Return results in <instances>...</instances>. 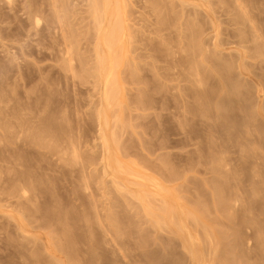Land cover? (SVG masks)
I'll use <instances>...</instances> for the list:
<instances>
[{
  "label": "rangeland",
  "instance_id": "374dc122",
  "mask_svg": "<svg viewBox=\"0 0 264 264\" xmlns=\"http://www.w3.org/2000/svg\"><path fill=\"white\" fill-rule=\"evenodd\" d=\"M50 1L0 0V117L5 120L0 118V133L7 122L3 107L19 109L10 119V130L18 133H4L5 140L0 139V146L5 145L0 147V179L8 182L0 180V189L5 188L0 190V264H73L71 253L77 252L99 264H112L115 258L122 264H264V0H197L198 7L196 0H119L113 7L120 15L126 12L119 19L128 29L117 43L123 49L117 53L115 48L114 59L121 63H115L112 80L114 92L119 90L107 111L101 107L103 79L95 69L98 26L92 0H59L63 24L52 17ZM238 3L253 21L243 19ZM32 5L43 13L29 14ZM32 17L39 18L38 27ZM251 22L261 39L254 38ZM66 45L75 73L65 66ZM196 71L198 79H206L203 85L197 83ZM202 89L208 93L201 105L207 115L198 119L188 111L202 108L191 97ZM99 110L107 112L104 131L114 152H109V165L102 157L107 154L101 145ZM21 121L25 127L20 129ZM3 156L9 161H1ZM13 174L31 181L24 185L28 195L20 192L24 183L16 180V187L12 185ZM1 183L11 184L10 192ZM170 215L185 222L179 223L185 231L172 224L178 221ZM179 232L193 234L190 238L199 242L191 243ZM68 242L75 246L68 247Z\"/></svg>",
  "mask_w": 264,
  "mask_h": 264
},
{
  "label": "bare ground",
  "instance_id": "6f19581e",
  "mask_svg": "<svg viewBox=\"0 0 264 264\" xmlns=\"http://www.w3.org/2000/svg\"><path fill=\"white\" fill-rule=\"evenodd\" d=\"M17 1V0H16ZM34 1V0H33ZM47 1V0H46ZM86 1V0H85ZM100 1H102L101 3H100ZM119 0H92V3H93V5H92V7L91 8H93V10H94V12L96 13V23L97 24H95V25H97L98 26V30H96V31H98V38H96V46H95V48H96V56L98 57L97 58V60H96V62H98L97 64H96V66L98 65V67H96L95 69L97 70V73H98V75L103 79V81H102V87H101V107H103V110H105L106 108L108 109V107L109 106H111V104H113V101L115 100V97H116V95H115V92H117L118 90H115V92H114V87H113V83H114V81L112 80V78H113V75H114V72L115 71H117V70H115V67H117L116 66V64L115 63H117L118 62V60L120 61V59H118L117 58V56H118V50H119V48H121L120 46L122 45L121 44V42H120V45H119V48H118V45H117V43H119V41H121L124 37L123 36H125L126 37V33L124 32V31H126L127 29H128V26L126 27V25L123 23V24H121L120 23V16H121V20H122V16H123V14L125 13L126 14V12L124 11L123 12V14L122 15H120V13H121V11H120V13H119V10L117 9V6L115 5V7H113V5L115 4V3H117ZM121 1V0H120ZM120 1H119V3H120ZM221 1V0H220ZM235 1V0H234ZM7 2L8 3H12V0H7ZM48 2H49V0H48ZM60 1L59 0H51L50 1V3H47V5L49 6H51V8H52V11L51 12H53V14H52V17L54 16L55 17V19L54 20H57V23H61V24H63V22H65V20H64V16H62V14H65L64 13V11H63V8H64V6L62 7V5L59 3ZM122 3H124L125 1L123 0V1H121ZM190 2V1H189ZM188 2V3H189ZM195 2L197 3L198 1L196 0V1H193V3H194V5H195ZM237 2H239V1H237ZM249 2V1H248ZM42 3V2H41ZM90 3V2H89ZM119 3H117V4H119ZM185 3H187V2H185ZM193 3H189V4H193ZM44 4H46V3H44ZM188 4V5H189ZM199 4H200V2H199ZM201 4H202V2H201ZM28 5V4H27ZM34 5V4H33ZM33 5L30 7V9L33 7ZM47 5H45L44 7H46ZM203 5V4H202ZM208 5V4H207ZM212 5V4H211ZM232 5V4H231ZM62 8H61V7ZM120 6H121V8L123 7L121 4H120ZM119 6V7H120ZM195 6H197L198 7V5H195ZM204 6V5H203ZM238 9H239V11L241 10V12H242V16H244L245 18H243V19H246V20H249V21H253V19L251 20V15L246 11V8H243L242 6H241V4H239L238 3ZM40 7H42V6H40ZM43 7V8H44ZM118 7V8H119ZM205 7V6H204ZM210 7V6H209ZM234 7V6H233ZM28 8V7H27ZM51 8H48L47 7V11H49V13H51L50 12V9ZM235 8V7H234ZM49 9V10H48ZM125 9V8H124ZM196 9V8H195ZM256 9V8H255ZM29 10V9H28ZM41 8H36V7H33V9L32 10H30L29 11V14H33L34 16L37 14V13H40L41 12ZM65 10V9H64ZM44 11V10H43ZM43 11L41 12V14L43 13ZM68 11V10H67ZM66 11V12H67ZM212 12V11H211ZM184 13V12H183ZM239 13V12H238ZM10 14V13H9ZM27 15H28V12L26 13ZM37 15H39V14H37ZM50 16V18H51V15H49ZM190 16V15H189ZM240 16V15H239ZM241 16V17H242ZM53 17V18H54ZM67 17V16H66ZM65 17V18H66ZM94 17V18H95ZM123 17H125V15L123 16ZM167 17V16H166ZM261 17V16H260ZM32 18H34V17H32ZM52 18V19H53ZM203 18V17H202ZM239 18V17H238ZM253 18V17H252ZM10 19V18H9ZM29 19H30V17H29ZM35 19V22H34V24H35V27H38L39 25H40V20H39V18H34ZM41 19V18H40ZM43 19V18H42ZM52 19H50V20H52ZM54 20H52V22L54 21ZM64 20V21H63ZM171 20V19H170ZM169 20V21H170ZM42 21V20H41ZM95 21V20H94ZM236 21V20H235ZM249 21H247V22H249ZM49 22V21H48ZM92 22V21H91ZM123 22V21H122ZM206 22V21H205ZM50 23H51V21H50ZM54 23H55V21H54ZM95 23V22H94ZM243 23V22H242ZM250 23V22H249ZM253 22H251V30H252V32H254V33H256V34H254L253 33V36H254V38L257 40V39H261L262 37H260L259 35L260 34H257V29H256V27L257 26H255L254 24H252ZM22 24V23H21ZM66 24V23H65ZM238 24H239V22H238ZM53 25V23H51V26ZM54 25H56V24H54ZM124 25H125V27H126V29L124 28ZM172 25V24H171ZM210 25V24H209ZM197 27V26H196ZM200 27V26H199ZM49 28H50V26H49ZM124 28V29H123ZM258 28V27H257ZM30 29V28H29ZM72 29V28H71ZM93 29V28H92ZM130 29V28H129ZM165 29H166V27H165ZM28 30V29H27ZM51 30V29H50ZM59 30V29H58ZM124 30V31H123ZM38 31V30H37ZM65 31V30H64ZM64 31L62 32L63 33V36L65 37L66 35V33H64ZM92 31V30H91ZM221 31V30H220ZM128 33V32H127ZM221 33V32H220ZM44 34V33H43ZM41 35V34H40ZM95 35V34H94ZM128 35V34H127ZM216 35H217V33H216ZM48 37V36H47ZM74 37V36H73ZM95 37V36H94ZM222 37V36H221ZM63 38V37H62ZM131 38H132V36H131ZM217 39V41L219 40L218 39V37H216ZM53 39V38H52ZM65 38H63V40H64ZM134 39V38H133ZM171 39V38H170ZM62 40V39H61ZM95 40V39H94ZM126 40V39H125ZM262 40H264L263 38H262ZM65 41H66V43H67V40L65 39ZM176 41V40H175ZM198 42H199V40H197ZM43 42V41H42ZM51 42V41H50ZM124 42V41H123ZM219 42V41H218ZM223 42V41H222ZM264 42V41H263ZM262 41H261V43H263ZM65 43V44H66ZM126 43V42H125ZM125 43H124V46H125ZM220 44H221V42H220ZM223 44V43H222ZM116 45H117V48H116ZM154 45V44H153ZM186 45V44H185ZM225 45V44H224ZM51 46V45H50ZM123 46V47H124ZM216 46V45H215ZM222 46V45H221ZM258 46V45H257ZM262 46V45H261ZM43 47V46H42ZM41 47V48H42ZM131 47V46H130ZM165 47V46H164ZM187 47V46H186ZM217 47H220V45L219 46H217ZM217 47H216V49H217ZM66 52L64 53L66 56H67V65H65V66H67L68 68L67 69H69L68 71L69 72H74V70H75V68H74V64H73V57H72V52H71V48L69 47V45H66ZM115 48H116V54L115 55H117V56H115L116 58H117V61L114 59V53H115ZM151 48V47H150ZM121 49H123V48H121ZM131 49V48H130ZM169 49H171V48H169ZM173 49V48H172ZM188 49H190V48H188ZM261 49H262V47H261ZM132 50V49H131ZM233 50V49H232ZM120 51V50H119ZM126 51V50H125ZM219 51V50H218ZM222 51V50H221ZM44 52V51H43ZM123 52V50L121 51V53ZM167 52V51H166ZM196 52V51H195ZM194 52V53H195ZM223 52V51H222ZM39 53V52H38ZM63 53V52H62ZM124 53V52H123ZM190 53V52H189ZM198 53V52H197ZM217 53V52H216ZM219 53V52H218ZM53 54V53H52ZM168 54V53H167ZM231 54V53H230ZM155 55V54H154ZM170 55V54H169ZM188 55V54H187ZM197 55H199V54H197ZM196 55V56H197ZM210 55V54H209ZM212 55V54H211ZM229 55V54H228ZM231 55H233V54H231ZM120 56V55H119ZM127 56H128V54H127ZM149 56H151V55H149ZM192 56V55H191ZM238 56V55H237ZM174 57V56H173ZM221 57V56H220ZM223 57V56H222ZM232 57V56H231ZM119 58H121V56L119 57ZM195 58V57H194ZM237 58V57H236ZM124 59V58H123ZM215 59V58H214ZM129 60H131V59H129ZM172 60V59H171ZM187 60V59H186ZM220 60V59H219ZM245 60V59H244ZM170 61V60H169ZM180 61H181V59H180ZM183 61V60H182ZM199 61V60H198ZM212 61V60H211ZM126 62V61H125ZM128 62V61H127ZM184 62V61H183ZM76 63V62H75ZM120 63L121 62H118L117 63V65L119 64L120 65ZM130 63V62H129ZM188 64H189V62H187ZM213 63V62H212ZM186 64V63H185ZM201 64V63H200ZM233 64V63H232ZM181 65V64H180ZM179 65V66H180ZM35 66V65H34ZM140 66V65H139ZM189 66V65H188ZM53 67V66H52ZM93 67V66H92ZM120 67V66H119ZM191 67V66H190ZM26 68V67H25ZM220 68V67H219ZM222 68V67H221ZM242 68V67H241ZM66 69V68H65ZM133 69V68H132ZM172 69V68H171ZM190 69V68H189ZM223 69V68H222ZM9 70V69H8ZM96 70H94V71H96ZM134 70V69H133ZM230 70V69H229ZM59 71H60V69H59ZM93 71V72H94ZM180 71V70H179ZM183 71V70H182ZM193 71V70H192ZM224 71V70H223ZM235 71V70H234ZM78 72V71H77ZM122 72H123V70H122ZM131 72V71H130ZM33 73V72H32ZM75 73V72H74ZM96 73V72H95ZM189 73V72H188ZM192 74V73H191ZM194 74V73H193ZM13 75V74H12ZM93 75H95V74H93ZM97 75V74H96ZM95 75V76H96ZM118 75V74H117ZM116 74H115V76H117ZM123 75H124V73H123ZM134 75V74H133ZM196 77L195 78H197L198 76H199V72L198 71H196V73L194 74ZM206 75V74H205ZM223 75V74H222ZM59 76V75H58ZM99 76H97V77H99ZM137 76V75H136ZM171 76V75H170ZM178 76V75H177ZM193 76V75H192ZM203 76V75H202ZM1 77V76H0ZM133 77H135V76H133ZM145 77V76H144ZM172 77V76H171ZM203 78V77H202ZM205 78V77H204ZM97 79V78H96ZM100 79V78H99ZM135 79V78H134ZM186 79V78H185ZM191 79V78H190ZM44 80V79H43ZM125 80V79H124ZM129 80V79H128ZM137 80V79H136ZM156 80V79H155ZM159 80V79H158ZM196 79H194L193 80V82L195 81ZM206 80V79H205ZM205 80H202V79H198L197 78V83H199V85H203V82L205 81ZM113 81V82H112ZM133 81V80H132ZM138 81V80H137ZM160 81V80H159ZM203 81V82H202ZM47 82V81H46ZM116 82V81H115ZM98 83V82H97ZM117 83H119V82H117ZM117 83H116V88H117ZM210 83V82H209ZM121 84V83H120ZM119 84V85H120ZM118 85V86H119ZM195 85H196V82H195ZM230 85V84H229ZM40 86V85H39ZM96 86H98V85H96ZM122 86H124V85H122ZM121 85L119 86V88L120 87H122ZM165 86V85H164ZM235 86V87H234ZM233 87H234V89L236 88V87H238V86H236V85H234ZM43 87V86H42ZM169 87V86H168ZM188 87H189V85H188ZM187 87V88H188ZM191 87V86H190ZM204 87V86H203ZM219 87H220V85H219ZM228 87H231V86H228ZM245 87V86H244ZM137 88V87H136ZM164 88V87H163ZM185 88V87H184ZM239 88V87H238ZM238 88H236V90L238 89ZM24 89V88H23ZM198 89V88H197ZM230 89V88H229ZM228 89V90H229ZM243 89V88H242ZM42 90V89H41ZM161 90V89H160ZM191 90H192V88H191ZM204 89H202V91H200V92H197V94L195 95V96H191L190 94V96L192 97V98H194V99H196L197 100V102H199L200 104V106L201 105H204L205 103H204V101L206 102V100H207V96H205V94H208V93H204L205 92V90L203 91ZM29 91V90H28ZM43 91V90H42ZM120 91H121V89H120ZM143 91V90H142ZM149 91V90H148ZM165 91V90H164ZM188 91V90H187ZM197 91V90H196ZM38 92V91H37ZM45 92V91H44ZM159 92V91H158ZM165 92H167V91H165ZM224 92V91H223ZM173 93V92H172ZM218 93V92H217ZM232 93V92H231ZM0 94H2V93H0ZM38 94V93H37ZM171 94V93H170ZM186 94V93H185ZM193 94H194V92H193ZM235 94V93H234ZM6 95V94H5ZM40 95V94H39ZM169 95V94H168ZM188 95V98H191L190 96ZM210 95V94H209ZM208 95V96H209ZM12 96V95H11ZM122 96V95H121ZM222 96V95H221ZM228 96V95H227ZM233 96V95H232ZM29 97V96H28ZM187 97V96H186ZM224 97V96H223ZM7 98V97H6ZM18 98H20V97H18ZM37 98V97H36ZM167 98V97H166ZM222 98V97H221ZM2 99V98H1ZM62 99V98H61ZM186 99V98H185ZM4 99H2V101H3ZM21 100H22V98H21ZM36 100V99H35ZM39 100V99H38ZM44 100V99H43ZM169 100V99H168ZM178 100V99H177ZM196 100H195V102H196ZM42 101V100H41ZM99 101V100H98ZM165 101V100H164ZM194 101V100H193ZM4 102V101H3ZM134 102V101H133ZM151 102V101H150ZM181 102V101H180ZM210 102V101H209ZM212 102H214V101H212ZM235 102V101H234ZM17 103H19V102H17ZM41 103V102H40ZM45 103V102H44ZM141 103V102H140ZM155 103V102H154ZM39 104V103H38ZM117 104V103H116ZM207 104H208V102H207ZM213 104V103H212ZM35 105V104H34ZM198 105V107H200ZM209 105V104H208ZM223 105V104H222ZM7 106V105H6ZM16 105H12V106H7V108H4L3 107V110H4V118H6V121L7 122H5L4 124H9L8 126H6V125H4V126H2L5 130H3V131H5L4 133H7V134H11L12 132L13 133H15V135H16V133H18V132H15V131H12V130H10V129H12V124H13V122H11V120L10 119H12L13 117H15V116H18L17 114H19L17 111L19 110H17V106L15 107ZM45 106V105H44ZM64 106H65V104H64ZM114 106V105H113ZM123 106H125V105H123ZM177 106V105H176ZM46 107V106H45ZM101 107H100V109H101ZM119 107V106H118ZM143 107V106H142ZM166 107V106H165ZM202 107V106H201ZM205 107V106H204ZM225 107V106H224ZM2 108V107H1ZM20 108V107H19ZM23 108V107H22ZM125 108V107H124ZM193 108V107H192ZM194 108H196V107H194ZM30 109V108H29ZM113 109V108H112ZM112 109H111V111H112ZM212 109V108H211ZM216 109H217V106H216ZM17 110V111H16ZM42 110V109H41ZM44 110V109H43ZM189 110V109H188ZM193 110V111H192ZM192 110H190V111H188L189 113H192L193 114V117L195 116H198V119L201 117H203L204 115L203 114H206V112H205V108L203 109V107L200 109V108H198V109H195V110H197V111H195L194 109H192ZM213 110V109H212ZM262 110V109H261ZM100 111V110H99ZM105 111H107V110H105ZM186 112L184 113V117L186 116L187 117V115L186 114H188L187 113V110H185ZM206 111H208V110H206ZM218 111V110H217ZM226 111V110H225ZM43 112V111H42ZM177 112V111H176ZM196 112V113H195ZM2 113V112H1ZM219 113V112H218ZM104 114L105 115H107V112L106 113H103V111H100L99 113H98V119H99V122H100V131H101V136H100V138H101V140H102V144L101 145H103V147H101V148H103V150L105 149V151H106V154L107 155H105L104 154V156H102V157H104L103 158V161H107V164L109 165L110 164V154L112 153H114V152H112L113 150H111V148H110V141H109V137L106 135V133H105V131H104V125H105V123L108 121H105L106 119H104ZM191 114V115H192ZM198 114V115H197ZM78 115V114H77ZM115 115V114H114ZM173 115V114H172ZM203 115V116H202ZM207 115V114H206ZM209 115V114H208ZM44 116V115H43ZM231 116V115H230ZM1 117H3V116H1ZM0 117V118H1ZM22 117V116H21ZM20 117V118H21ZM41 117V116H40ZM39 117V119L41 120L40 122H42V118H40ZM107 117V116H106ZM173 117V116H172ZM185 117V119L186 120H188V118H186ZM193 117H191L190 116V118L192 119ZM19 118V119H20ZM25 118V117H24ZM36 118V117H35ZM205 118V117H204ZM209 118V117H208ZM1 119H3V118H1ZM0 119V120H1ZM13 119H15V118H13ZM12 119V120H13ZM18 119V118H17ZM16 119V120H17ZM203 119V118H202ZM22 120V119H21ZM32 120V119H31ZM114 120V119H113ZM194 120V119H193ZM197 120V119H196ZM208 120V119H207ZM226 120V119H225ZM5 120L3 119V122H4ZM44 121V120H43ZM201 121V120H200ZM234 121V120H233ZM22 122V123H21ZM21 122H18V124H19V126H21V127H19L20 129L22 128V127H25V125L24 126H22L23 125V123H24V121H21ZM29 122H30V120H29ZM32 122V121H31ZM196 122V121H195ZM17 123V122H16ZM197 123H198V121H197ZM205 123V122H204ZM227 123V122H226ZM1 124V123H0ZM3 124V123H2ZM15 124V123H14ZM29 124V123H28ZM39 124V123H38ZM186 124V123H185ZM220 124V123H219ZM230 124H232V123H230ZM6 126V127H5ZM31 126H33V125H31ZM231 126V125H230ZM26 127H27V125H26ZM188 127V126H187ZM204 127H205V125H204ZM219 127V126H218ZM217 127V128H218ZM224 127H226V126H224ZM259 127V126H258ZM257 127V128H258ZM16 128V127H15ZM14 128V129H15ZM18 128V127H17ZM17 129V130H20V129ZM34 128H35V125H34ZM181 128H183V127H181ZM207 128H208V126H207ZM220 128H222V127H220ZM27 129V128H26ZM25 129V130H26ZM29 129H32V128H29ZM67 129H69V128H67ZM210 129V128H209ZM233 129V128H232ZM231 129V130H232ZM28 130V129H27ZM38 130V129H37ZM108 130V129H107ZM111 130V129H110ZM113 130V129H112ZM218 130V129H217ZM220 130V129H219ZM259 130V129H258ZM261 130V129H260ZM36 131V130H35ZM50 131V130H49ZM190 131V130H189ZM203 131V130H202ZM207 131H209V130H207ZM233 131V130H232ZM25 132V131H24ZM40 132H41V129H40ZM46 132V131H45ZM52 132V131H51ZM107 132V131H106ZM110 132V131H109ZM187 132V131H186ZM212 132H213V130H212ZM222 132V131H221ZM3 132L1 131V133L0 134H2ZM4 133H3V137H0V139L2 138H4L3 140H5V136H4ZM38 133H39V131H38ZM37 133V134H38ZM113 133V132H112ZM180 133V132H179ZM190 133V135H191V132H188V134ZM193 133V132H192ZM226 133V132H225ZM259 133V132H258ZM20 135H21V133H19ZM24 134V133H23ZM22 134V135H23ZM41 134V133H40ZM46 134V133H45ZM44 134V135H45ZM49 134H51V133H49ZM109 134V133H108ZM114 134V133H113ZM117 134H119V133H117ZM211 134H213V133H211ZM210 134V135H211ZM217 134V133H216ZM216 134H214V135H216ZM14 135V134H13ZM19 135V136H20ZM42 135V134H41ZM41 135L39 136V137H41ZM208 135V134H207ZM210 135H209V137H210ZM7 136V135H6ZM38 136V135H37ZM56 136V135H55ZM60 136V135H59ZM189 136V135H188ZM218 136V135H217ZM222 136V135H221ZM235 136V135H234ZM8 137H9V135H8ZM16 137H18V134H17V136ZM16 137H14V138H16ZM22 137V136H21ZM33 137V136H32ZM31 137V138H32ZM43 137V136H42ZM190 137H192V136H190ZM219 137V136H218ZM30 138V139H31ZM36 138V137H35ZM38 138V137H37ZM188 138V137H187ZM213 138V137H212ZM10 139V138H9ZM26 139V138H25ZM34 139V138H33ZM41 139V138H40ZM43 139V138H42ZM41 139V140H42ZM46 139V138H45ZM180 139V138H179ZM191 139V138H190ZM192 139H193V137H192ZM198 139H199V137H198ZM223 139V138H222ZM235 139V138H234ZM3 140H1V141H3ZM53 140V139H52ZM71 140V139H70ZM13 141V140H12ZM33 141V140H32ZM35 141V140H34ZM74 141H75V139H74ZM73 141V142H74ZM111 141H113V139L111 140ZM199 141V140H198ZM214 141V140H213ZM253 141V140H252ZM36 142V141H35ZM71 142V141H70ZM72 142V143H73ZM191 142V141H190ZM193 142V141H192ZM196 142H197V140H196ZM217 142V141H216ZM220 142V141H219ZM228 142V141H227ZM230 142V141H229ZM1 143V142H0ZM112 143V142H111ZM125 143V142H124ZM195 143V142H194ZM259 143H260V139H259ZM21 144V143H20ZM39 144V143H38ZM52 144V143H51ZM54 144H55V142H54ZM117 144V143H116ZM216 144V143H215ZM254 144V143H253ZM36 145V144H35ZM75 145V144H74ZM164 145V144H163ZM213 145V144H212ZM225 145V144H224ZM248 145V144H247ZM3 146V145H2ZM2 146H0V147H2ZM5 146V145H4ZM3 146V147H4ZM18 146V145H17ZM20 146V145H19ZM42 146V145H41ZM56 146V145H55ZM233 146V145H232ZM24 147V146H23ZM58 147V146H57ZM71 147V146H70ZM161 147V146H160ZM245 147V146H244ZM257 147V146H256ZM18 148H20V147H18ZM53 148V147H52ZM75 148V147H74ZM215 148H216V146H215ZM231 148V147H230ZM240 148V147H239ZM262 148V147H261ZM1 150V149H0ZM8 150H9V148H8ZM13 150H15V149H13ZM29 150H30V148H29ZM56 150H57V148H56ZM55 150V151H56ZM74 151L73 152H75L76 151V148L75 149H73ZM5 151H7V148H6V150ZM12 151V150H11ZM10 151V152H11ZM25 151V150H24ZM26 151H28L27 150V148H26ZM240 151V150H239ZM254 151V150H253ZM259 151V150H258ZM15 152H17V151H15ZM109 152H111L110 154H109ZM118 152H120V148H119V151ZM226 152V151H225ZM238 152V151H237ZM13 153H14V151H13ZM19 153V152H18ZM24 153H27V152H24ZM32 153V152H31ZM38 153V152H37ZM105 153V152H104ZM121 153V152H120ZM134 153V152H133ZM236 153V152H235ZM243 153V152H242ZM246 153V152H245ZM244 153V154H245ZM261 153V152H260ZM12 154V153H11ZM28 154V153H27ZM39 154V153H38ZM75 154H77L76 152H75ZM111 154V155H112ZM116 154V153H115ZM118 154V153H117ZM126 154V153H125ZM234 154V153H233ZM26 155V154H25ZM54 155V154H53ZM60 155H61V153H60ZM130 155V154H129ZM255 155V154H254ZM5 156V155H4ZM4 156L2 157V159H1V161L3 160V162L7 159H3L4 158ZM27 156V155H26ZM119 156V155H118ZM136 156V155H135ZM201 156V155H200ZM253 156V155H252ZM6 157V156H5ZM7 157H9V156H7ZM16 157V156H15ZM19 157V156H18ZM112 157H114V155L112 156ZM122 157H123V155H122ZM228 157V156H227ZM239 157V156H238ZM244 157V156H243ZM245 157H246V155H245ZM257 157V156H256ZM1 158V157H0ZM30 158H31V156H30ZM41 158V157H40ZM49 158V157H48ZM80 158V157H79ZM93 158V157H92ZM114 159V158H113ZM119 159H120V157H119ZM214 159V158H213ZM8 160V159H7ZM26 160V159H25ZM35 160V159H34ZM111 160H112V158H111ZM118 160V159H117ZM136 160V159H135ZM216 160V159H215ZM234 160H235V158H234ZM9 161V160H8ZM10 161H12V160H10ZM80 161V160H79ZM249 161V160H248ZM115 162V161H114ZM113 161H112V163H114ZM137 162H138V160H137ZM143 162V161H142ZM148 162V161H147ZM258 162V161H257ZM10 163V162H9ZM11 163H13V162H11ZM15 163V162H14ZM13 163V164H14ZM37 163V162H36ZM81 163V162H80ZM111 163V165L113 166V164ZM115 163H117V162H115ZM120 163V162H119ZM22 164V163H21ZM50 164V163H49ZM254 164V163H253ZM81 165V164H80ZM122 165V164H121ZM132 165V164H131ZM142 165V164H141ZM257 165V164H256ZM263 165V164H262ZM46 166V165H45ZM50 166V165H49ZM248 166V165H247ZM7 167H9V166H7ZM13 167V166H12ZM20 167V166H19ZM123 167H125V166H123ZM258 168H259V166H257ZM22 168V166L20 167V169ZM42 168H44V167H42ZM84 168V167H83ZM109 168L111 169V167L109 166ZM156 168V167H155ZM257 168V170H259ZM2 169V168H1ZM25 169H26V167H25ZM35 169V168H34ZM140 169V168H139ZM152 169V168H151ZM157 169V168H156ZM248 169V168H247ZM15 170V169H14ZM13 170V171H14ZM124 170V169H123ZM137 170V169H136ZM238 170V169H237ZM249 170V169H248ZM253 170H254V168H253ZM9 171H10V169H9ZM8 171V172H9ZM20 171V170H19ZM24 171V170H23ZM126 171V170H125ZM149 171V170H148ZM246 171V170H245ZM17 171H15V173H16ZM112 172V171H111ZM142 172V171H141ZM140 172V173H141ZM10 173V172H9ZM12 173V172H11ZM18 173H21V172H18ZM23 173H25L26 174V171L25 172H23ZM104 173V172H103ZM131 173L132 172H130V175H131ZM139 173V174H140ZM144 173H146L145 171H144ZM237 173V172H236ZM252 173V172H251ZM22 174V173H21ZM24 174V175H25ZM29 174V173H28ZM114 174V173H113ZM122 174V173H121ZM135 174V173H134ZM159 174V173H158ZM157 174V175H158ZM246 174V173H245ZM254 174V173H253ZM4 175V174H3ZM15 174H13L12 175V177H14V178H12L13 180H14V184H12L13 182V180L12 181H10V176L8 175V179H9V181L11 182V184L12 185H14V187H16L15 185H16V182L18 181V182H20L21 184H23V188L21 187V189H22V191H20V192H22V194H26V191H27V188L25 187L26 185V183H28V181H30L29 179H27L28 177V175L26 174L25 176L27 177L26 179L27 180H25L24 178H25V176L22 178V176H20V174H17V178L14 176ZM125 175V174H124ZM133 175V174H132ZM131 175V176H132ZM148 175V174H147ZM160 175V174H159ZM233 175V174H232ZM248 175V174H247ZM18 176H20V177H18ZM47 176V175H46ZM133 176H135V175H133ZM137 176V175H136ZM152 176H154V175H152ZM250 176V175H249ZM256 176V175H255ZM5 177V176H4ZM148 177H150V176H148ZM155 177V176H154ZM171 177V176H170ZM254 177V176H253ZM0 178H1V176H0ZM6 178H7V176H6ZM29 178H30V176H29ZM53 178V177H52ZM138 178V176L136 177V179ZM256 178V177H255ZM138 179H140V178H138ZM0 180H3V179H0ZM17 180V181H16ZM86 180V179H85ZM130 180V179H129ZM233 180V179H232ZM16 181V182H15ZM43 181V180H42ZM82 181V180H81ZM157 181V180H156ZM167 181V180H166ZM236 181V180H235ZM2 182V181H1ZM3 182L4 183H6L7 182V180H6V182L3 180ZM17 182V183H18ZM31 182V181H30ZM172 182V181H171ZM8 183V182H7ZM19 183V184H20ZM48 183V182H47ZM128 183V182H127ZM149 183V182H148ZM252 183V182H251ZM2 185H3V183H1ZM10 184V186L9 187H11L12 185ZM29 184V183H28ZM27 184V185H28ZM87 184V183H86ZM130 184V183H129ZM133 184V183H132ZM151 185H152V183H150ZM238 184V183H237ZM7 185V184H6ZM25 185V186H24ZM32 185H33V182H32ZM35 185V184H34ZM228 185V184H227ZM230 185V184H229ZM4 186V185H3ZM2 186V187H3ZM44 186V185H43ZM135 186H139V184L137 185V184H135ZM142 186V185H141ZM4 187H6V186H4ZM3 187V188H4ZM9 187H6L7 189H8V191L10 192V190L12 189V188H9ZM17 187H18V185H17ZM25 187V188H24ZM40 187V186H39ZM140 187V186H139ZM162 187H163V185H162ZM229 187V186H228ZM20 188V187H19ZM19 188H17V189H19ZM37 188V187H36ZM88 188V187H87ZM142 188V187H141ZM147 188V187H146ZM156 188V187H155ZM168 188V187H167ZM231 188V187H230ZM5 189V188H4ZM4 189H0V190H3L4 191ZM10 189V190H9ZM15 189V188H14ZM41 189V188H40ZM89 189V188H88ZM133 189V188H132ZM171 189V188H170ZM236 189H237V187H236ZM229 190V189H228ZM231 190H232V188H231ZM6 191V190H5ZM18 191V192H19ZM140 191V190H139ZM162 191V190H161ZM247 191V190H246ZM2 192V191H1ZM9 192H8V194H9ZM17 192V191H16ZM31 192V191H30ZM138 192V191H137ZM232 192V191H231ZM3 193V192H2ZM13 193H14V190H13ZM31 193H33V192H31ZM37 193V192H36ZM132 193H135V192H132ZM233 193V192H232ZM259 193V192H258ZM5 194H7V193H5ZM10 194H12V193H10ZM10 194H9V196H10ZM160 194H161V192H160ZM168 194V193H167ZM234 194H235V192H234ZM254 194V193H253ZM14 195H16V193L15 194H13V196ZM26 195H28V194H26ZM134 195H136V194H134ZM143 195V194H142ZM224 195V194H223ZM228 195H230V194H228ZM258 195H260V194H258ZM3 196V195H2ZM18 196V195H17ZM234 196V195H233ZM255 196V195H254ZM172 197V196H171ZM149 198H151L150 196H148V199ZM169 198V197H168ZM229 198V197H228ZM25 199V198H24ZM42 199V198H41ZM94 199V198H93ZM163 199H164V196H163ZM167 199V198H166ZM165 199V200H166ZM257 199V198H256ZM6 200V199H5ZM38 200V199H37ZM46 200V199H45ZM152 200H153V198H152ZM155 200V199H154ZM232 200V199H231ZM7 201V200H6ZM92 201V200H91ZM147 201V200H146ZM145 200L143 201V202H146ZM159 201V200H158ZM234 201V200H233ZM257 201V200H256ZM264 201V200H263ZM20 201L18 200V203H19ZM32 202V201H31ZM30 202V203H31ZM156 202V201H155ZM223 202V201H222ZM231 202V201H230ZM253 202V201H252ZM12 204V202H10V205ZM46 204V203H45ZM154 204V203H153ZM157 204V203H156ZM225 204V203H224ZM29 205V204H28ZM92 205V204H91ZM168 205V204H167ZM226 205H227V203H226ZM24 206V205H23ZM33 206H34V204H33ZM60 206V205H59ZM155 206V205H154ZM189 206V205H188ZM5 207V206H4ZM25 207V206H24ZM31 207V206H30ZM94 207V206H93ZM149 207H151L150 205H149ZM156 207V206H155ZM164 207H165V205H164ZM227 207H229L228 205H227ZM230 207H231V205H230ZM95 208V207H94ZM147 208V207H146ZM152 208V207H151ZM150 208V209H151ZM157 208V207H156ZM97 209V208H96ZM159 209H160V207H159ZM244 209V208H243ZM257 209V208H256ZM29 210V209H28ZM98 210V209H97ZM147 210H149V209H147ZM154 210V209H153ZM171 210V209H170ZM231 210V209H230ZM233 210V209H232ZM234 210H235V208H234ZM17 211V210H16ZM61 211V210H60ZM157 211H159L158 209H157ZM172 211V213H174L173 212V210H171ZM247 211V210H246ZM38 212V211H37ZM70 212V211H69ZM96 212V211H95ZM94 212V213H95ZM99 212V211H98ZM166 213H167V211H165ZM164 212V213H165ZM30 213V212H29ZM59 213V212H58ZM97 213V212H96ZM150 213V212H149ZM168 213H170V212H168ZM167 213V214H168ZM171 213V214H172ZM176 213V212H175ZM174 213V215H176ZM68 214V213H67ZM8 215V214H7ZM13 215V214H12ZM29 215V214H28ZM31 215V214H30ZM37 215V214H36ZM42 215V214H41ZM52 215V214H51ZM71 215V214H70ZM174 215H170L171 216V218L172 217H176L177 215H179V214H177L176 216H174ZM8 216H10V215H8ZM59 216V215H58ZM165 216V215H164ZM168 216V215H167ZM39 217V216H38ZM54 217H56V216H54ZM66 217H67V215H66ZM161 217V216H160ZM159 217V218H160ZM181 218H183L182 216H180ZM10 218H11V216H10ZM20 218V217H19ZM65 218V217H64ZM166 218H168V217H166ZM166 218L164 217V219L166 220ZM254 218V217H253ZM5 219V218H4ZM12 219H13V217H12ZM38 219V218H37ZM37 219H35V221L37 220ZM97 219H98V217H97ZM169 219V218H168ZM173 219V218H172ZM177 219H179V217H176L175 218V220L176 221H178ZM18 220H21V218L20 219H18ZM28 220V219H27ZM162 220H163V218H162ZM179 220H181L182 221V219H179ZM253 220V219H252ZM251 220V221H252ZM64 221H66V219H64ZM71 221V220H70ZM159 221H160V219H159ZM168 221V220H167ZM173 221V220H172ZM191 221V220H190ZM190 221H186V222H190ZM62 222V221H61ZM170 222V221H169ZM57 223V222H56ZM63 223V222H62ZM102 223V222H101ZM153 223V222H152ZM177 223H178V225H179V223H184L185 224V222H176V224L175 223H172L175 227H177L178 225H177ZM200 223V222H199ZM18 224H21V223H19L18 222ZM17 224V225H18ZM64 224V223H63ZM67 224V223H66ZM167 224V223H166ZM184 224H182V226L184 225ZM16 225V226H17ZM187 225V224H186ZM191 225V224H190ZM201 225V224H200ZM253 225V224H252ZM15 226V225H14ZM61 226V225H60ZM181 228H182V226H181V224L179 225ZM185 226V225H184ZM192 226H193V224H192ZM191 226V227H192ZM256 226V225H255ZM180 227H177V228H179L180 229ZM190 227V228H191ZM211 227V226H210ZM3 228V227H2ZM18 228H21V226L20 227H18ZM31 228V227H30ZM102 228V227H101ZM199 228V227H198ZM15 229V228H14ZM184 229V231H185V228L183 227L182 228V230ZM212 229V228H211ZM215 229V228H214ZM213 229V230H214ZM7 230V229H6ZM21 230L23 231V229L21 228ZM181 230V229H180ZM179 230V231H180ZM208 230V229H207ZM254 230V229H253ZM20 231V230H19ZM21 231V232H22ZM60 231V230H59ZM118 231V230H117ZM7 232V231H6ZM6 232H4V233H6ZM24 232V231H23ZM61 232V231H60ZM73 232V231H72ZM260 232V231H259ZM113 233V232H112ZM179 233H181V232H179ZM183 233V236L184 237H187L188 239H191V243L193 242L192 241V239L193 238H190L191 237V235L193 236V234H191V235H189L190 237H188V234H187V236H185L184 235V232H182ZM181 233V234H182ZM203 233V232H202ZM217 233V232H216ZM256 233V232H255ZM263 233V232H262ZM186 234V233H185ZM198 234V233H197ZM21 235V234H20ZM30 235V234H29ZM201 235V234H200ZM67 236V235H66ZM68 236H69V234H68ZM109 236V235H108ZM124 236V235H123ZM260 236V235H259ZM70 237V236H69ZM195 237V236H194ZM213 237V236H212ZM263 237V236H262ZM77 238V237H76ZM85 238V237H84ZM197 238V237H196ZM195 238V239H196ZM200 238V237H199ZM199 238H198V240H199ZM259 238V237H258ZM12 239H14V238H12ZM21 239V238H20ZM25 239H27V238H25ZM75 239V238H74ZM109 239V238H108ZM119 239V238H118ZM188 239H185L186 241H188ZM195 239H193V240H195ZM207 239H208V237H207ZM8 240V239H7ZM23 240V239H22ZM64 240V239H63ZM106 240V239H105ZM122 240V239H121ZM216 240V239H215ZM66 241V240H65ZM88 241V240H87ZM185 241V242H186ZM195 241H197V239L195 240ZM209 241V240H208ZM4 242V241H3ZM16 242V241H15ZM60 242H61V240H60ZM71 242V241H70ZM70 242H68V244H70V246L68 245V247H70V248H73V246H75V244L74 243H72V244H74L73 246H72V244L70 243ZM199 241H197V243H198ZM204 242V241H203ZM206 242V241H205ZM204 242V244L206 245V243ZM7 243V242H6ZM119 243V242H118ZM128 243V242H127ZM184 243V242H183ZM189 243H190V241H189ZM196 243V244H197ZM216 243H217V241H216ZM43 244V243H42ZM108 244V243H107ZM201 244V243H200ZM200 244H197V245H200ZM208 244H209V242H208ZM218 244V243H217ZM258 244V243H257ZM2 245V244H1ZM16 245V244H15ZM23 245V244H22ZM25 245H26V243H25ZM28 245V244H27ZM60 245V244H59ZM128 245V244H127ZM193 244H191L190 246H192ZM211 245V244H210ZM24 246V245H23ZM40 246V245H39ZM64 246V245H63ZM117 246V245H116ZM181 246V245H180ZM194 246V245H193ZM202 246V245H201ZM207 246V245H206ZM206 246H205V249H207L206 248ZM18 247V246H17ZM28 247V246H27ZM26 247V248H27ZM122 247V246H121ZM187 247V246H186ZM204 247V246H203ZM207 247H209V245L207 246ZM263 247V246H262ZM66 248V247H65ZM105 248V247H104ZM190 249H191V247H189ZM188 248V249H189ZM194 248V247H193ZM198 248H199V246H198ZM212 248V247H211ZM22 249V248H21ZM195 249V248H194ZM213 249V248H212ZM211 249V250H212ZM8 250V249H7ZM37 250V249H36ZM36 250H35V252H36ZM61 250V249H60ZM71 250V249H70ZM75 250V249H74ZM109 250V249H108ZM199 250H200V248H199ZM198 250V251H199ZM203 251H204V249H202ZM216 251H218L217 249H215ZM26 251V250H25ZM66 251V250H65ZM72 252H73V250H71ZM70 251V252H71ZM77 251V250H76ZM79 251V250H78ZM192 251H194V250H192ZM191 251V252H192ZM213 251V250H212ZM68 252H69V249H68ZM206 252V251H205ZM122 253V252H121ZM204 253V252H203ZM209 253H212V252H210L209 251ZM217 253V252H216ZM215 253V255H217ZM69 254V253H68ZM191 254V253H190ZM193 254V253H192ZM206 254V253H205ZM205 254H204V256H205ZM36 255V254H35ZM93 255V254H92ZM114 255V254H113ZM116 255V254H115ZM121 255H123V253L121 254ZM192 256H194L195 257V255H192ZM196 256L197 257H201V261L203 260V255H202V253H201V251L200 252H197V250H196ZM207 256V255H206ZM113 257V256H112ZM124 257H126V256H122V258L121 259H123ZM137 257V256H136ZM196 257V258H197ZM218 257V256H217ZM220 257V256H219ZM98 258V257H97ZM96 258V259H97ZM115 258V257H114ZM209 258V257H208ZM42 259H43V257H42ZM70 259L73 261H71L73 264H74V262H75V264H78L77 262H80V264H99L96 260H94V259H91L90 257L89 258H85V256L84 255H82L80 252H77L76 254L75 253H71V257H70ZM70 259H69V261H70ZM102 259V258H101ZM106 259V258H105ZM206 259H207V257H206ZM33 260V259H32ZM45 260V259H44ZM63 260V259H62ZM67 260V259H66ZM66 260H65V262H66ZM98 260V259H97ZM100 260V259H99ZM10 261H12V260H10ZM22 261V260H21ZM37 261V260H36ZM48 261V260H47ZM58 261V260H57ZM56 261V262H57ZM112 261V260H111ZM110 261V262H111ZM194 261H196L195 259L193 260V262ZM200 261V262H201ZM212 261V260H211ZM218 261V260H217ZM58 262H60V259H59V261ZM63 263H64V260L62 261ZM114 264H122L121 262H120V259L119 260H117V258H115L114 259V261H112ZM123 262V261H122ZM3 263V262H2ZM50 263V262H49ZM62 263V264H63ZM107 263V262H106ZM112 263V264H113ZM218 263V262H217ZM25 264V263H24ZM31 264V263H30ZM45 264V263H44ZM59 264V263H58ZM124 264V263H123Z\"/></svg>",
  "mask_w": 264,
  "mask_h": 264
}]
</instances>
